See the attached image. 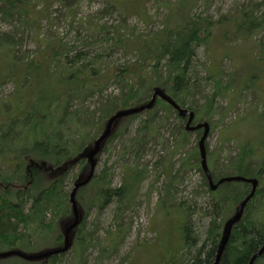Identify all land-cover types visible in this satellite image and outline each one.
Instances as JSON below:
<instances>
[{"label": "trees", "instance_id": "trees-1", "mask_svg": "<svg viewBox=\"0 0 264 264\" xmlns=\"http://www.w3.org/2000/svg\"><path fill=\"white\" fill-rule=\"evenodd\" d=\"M64 1L67 0H0L1 19L10 27L9 30H0V88L8 82L15 86L13 94L7 98L10 107H6L5 102L0 105V243L11 249L30 247L33 244L29 243L28 236L32 239L36 236L41 241L43 235L48 234L44 229H65L70 224L73 218L70 203L72 189L70 192L65 189L66 180L76 166L80 167V172L75 180L80 175H87L89 163L83 150L94 139L85 134L88 128L97 126L94 120L96 112L100 111L103 129L118 110L148 103L155 88L163 89L186 108L184 97H190L197 87L194 64L198 48L204 46L208 56L217 31H221L220 44L231 49L236 39L251 37L264 29V9L261 7L243 6L214 20L205 15L204 11L198 14L188 6L184 14L176 11L174 23L170 25L166 21L159 29L147 35L123 24L115 27L112 33L102 26L104 36L99 40H83L82 43L78 40L77 44L71 46L63 40L53 43L45 41L36 58L20 57L18 53L28 37L25 31L37 30L36 37L41 46L38 37L43 21L47 24L50 8L56 2ZM105 1L112 4L123 17L127 16L125 11L113 3L114 0ZM73 14L68 12L67 15L73 18ZM117 52H121L125 58H132L118 65L109 64L108 58ZM256 55L263 62L264 56L258 52ZM208 67L205 66L209 72L208 78L217 80V71H211ZM220 72L221 69L218 70ZM252 77H249V82ZM32 84L36 91L43 90L47 96L36 98V102L26 112H22L23 104L29 100L27 92ZM110 84H115L119 93L104 94ZM216 84L219 85L218 80ZM149 93L151 97H148ZM216 94L221 95L218 92ZM95 97L100 106L92 109L90 101ZM86 103L88 105L84 106ZM75 104H79L80 109L70 111L69 107ZM157 105L169 111L174 110L171 104L157 97L151 109L118 120L103 145L105 150L114 140L119 132V122L124 124L128 120L137 121L145 115L139 120L140 125L129 141L128 148L132 150L133 158L131 162L124 163L121 183L114 185L111 173L104 168L88 184L78 189L76 198L83 216L78 227L72 231L74 237H79V240H73L72 250L76 253L73 264H85L87 261L84 238H90L92 245L91 235L86 231L87 209L101 212L110 204H115L117 209L114 221H119L118 228L108 231L103 242L96 245L100 248L101 257H108L107 254L113 253L111 247H116L113 245L126 239L130 229V224L125 221L126 210L133 203H138L142 185L151 171L148 164L140 163L139 154L148 151L151 142L159 144L162 138L158 131L159 125L162 126L170 116L158 119L160 117L155 109ZM189 110L195 112V117L198 115L197 109L189 107ZM184 130L185 134L190 133L186 127ZM196 131L203 132V129ZM185 142L186 139L181 140L177 149ZM247 147L246 152L253 154L255 147L251 144ZM261 157L263 159L258 169H252L248 162L241 159L230 164L242 173L226 176L255 177L259 180V187L246 206L243 217L233 227L219 264H249L252 256L264 246V174L257 172L264 169V156ZM173 158L174 153L169 156V166L163 169L167 185L160 200L161 204H165L164 208L175 209L181 217L179 220L183 228L184 244L172 264H214L226 222L224 218L236 211L237 205L250 193L251 184L228 181L213 191L201 166L200 171L207 180L208 195L204 192L196 194L202 196L201 202L196 199L195 202L193 199L178 202L173 188L178 173L186 168L187 163L182 162L180 169L176 170ZM51 166L55 171L61 168L65 170L54 179L43 181L44 184L38 183L42 172H53ZM161 175L158 174L156 181ZM211 175L215 183L222 177ZM88 188L91 191L86 196L80 193ZM150 194L151 191L147 193L146 200ZM196 210L200 214L199 228L191 221ZM51 212L53 215L57 213L58 219L50 223L48 228L45 221H49L48 214ZM206 217H210V220L205 229L201 230L200 223ZM21 227L27 229V237L20 232ZM59 230L54 240L47 243L53 244L50 247L56 248L63 244L64 231L61 233ZM59 257L54 255L50 260ZM167 264H171V261ZM254 264H264V253Z\"/></svg>", "mask_w": 264, "mask_h": 264}, {"label": "rangeland", "instance_id": "rangeland-1", "mask_svg": "<svg viewBox=\"0 0 264 264\" xmlns=\"http://www.w3.org/2000/svg\"><path fill=\"white\" fill-rule=\"evenodd\" d=\"M76 1L79 0L56 2L50 8L48 12L50 19L47 24L46 21H43L40 37H38L40 38L39 41L41 40V46H39L36 37L37 30H26L25 34L28 37L25 38L26 41L18 53L19 56L28 59L36 58L45 41L53 43L63 40L71 46L77 44L78 40H81L80 43L83 40H99L104 36L102 26H105L112 33L115 27L123 24L147 35L159 29L166 21L170 25L174 23L173 16L175 17L176 11L184 14L188 6L194 8L198 14H201L200 11H204L205 15L214 20L221 18L222 14L227 15V13L234 12L243 6H257L264 9V0H194L192 2L187 0H114L113 3L125 11L127 16L123 17L112 4L105 0H82L80 3H76ZM201 4L203 5L201 6ZM73 7L76 8L73 9ZM68 12L74 13L73 18L68 17ZM8 28H10L9 25L3 22L0 16V30H9ZM217 32L208 51V56L211 58L206 55L204 46L197 50L194 64L196 65L194 73L197 76V87L193 94L190 97H184V100L186 108L192 107L198 110V115H196L193 124L211 123L212 131L206 140L207 163L212 174H216L217 178L221 176L223 178L229 174L242 173L235 166L230 165L236 160H245L252 169H258L263 159L261 156H264V60L263 62L260 61L256 55L258 52L259 55L264 56V29L259 30L251 37L236 39L231 49L220 44L222 42L221 31ZM130 58L132 57L127 56L125 58L121 52H117L108 60L109 64L118 65ZM221 59H223L222 62H220ZM205 66H210L208 68L211 71H217L215 75L219 85L216 84L217 80L208 78L209 72ZM219 69H221L220 73H218ZM251 75H253V79L249 82ZM33 86L28 88L29 100L23 104L22 112H26L36 102V98L47 96L43 90L38 92L35 85ZM14 90L15 86L12 82L3 84L0 88V105L5 102L6 107L9 106L7 98L13 94ZM216 92L221 95L218 96L219 94ZM106 93L117 94L119 93L118 87L115 84H110L104 94ZM104 94L102 95L104 96ZM148 97H151L150 93ZM97 100L98 98L95 97L90 101L92 109L100 106ZM87 105L86 103L84 106ZM74 109H80L79 104L69 107L70 111H74ZM155 109L160 117L158 119L167 115L170 116L162 126L159 125L158 131L162 136L159 141L157 140L159 144H154L156 142L153 141L148 151L142 155L139 154L140 163L148 164L151 171L149 178L142 185V194L137 201L138 203H133L126 210L125 221L130 224L128 235L123 242L113 245L116 247H111L113 253L107 254L108 257H101L100 248L96 245L103 242L102 239L107 237L108 231L118 228L119 221L117 223L114 221L117 217V209L115 204H110L101 212H97V209H87L88 206L86 205V231L91 235L92 245L90 238H84L86 242L85 257L88 261L85 260V264H167L170 261L172 264V260L178 255L179 248L184 244L181 217L180 212L175 209L164 208L165 204L163 202L161 204L160 200L165 194L167 185L163 169L169 166V156L173 153L176 170L180 169L182 162L187 163L186 168L181 169L178 173L179 176L173 188L176 201L179 202L183 199L191 201L193 199L195 202L196 199L197 202H201L202 196L198 197L196 194L204 192L208 195L207 180L200 171L202 162L199 141L203 132L188 130L190 133L185 134L186 118L181 119L182 117L176 111H169L162 105H157ZM95 115L94 120L97 122V126L88 128L85 134L91 139H95L104 130L100 124V111L96 112ZM144 117L145 115H142L137 121L128 120L124 124L118 123V134L108 144L107 149L101 151L98 156L96 174L107 168L113 178V184L119 185L121 183L124 163L131 162L133 158V152L128 148L129 141L140 125L139 120ZM89 134L91 135L89 136ZM183 139H186L185 144L177 149L178 143ZM250 144L255 147L253 154L246 152L247 145ZM260 144H262L261 147H259ZM89 145L87 147H90ZM256 146L259 147V150L256 149ZM244 147L245 150H243ZM54 169L53 172L50 170L42 172L37 180L38 183L54 179L59 174ZM79 172L80 167L76 166L69 174L65 185L67 191L70 192L73 188L75 177ZM257 172L264 174V169L262 168ZM158 174L162 175L156 181ZM90 191L88 188L80 193L86 196ZM150 191V198L146 200V195ZM196 211L197 213L191 216V221L199 228L200 214L199 210ZM52 213L48 214L49 221H45L48 228L51 222L58 219L57 213L55 215ZM227 218L228 216L224 219ZM203 219V223H200L201 230L205 229L210 217ZM59 229L61 231L62 228ZM44 230L48 234L43 235L44 238L40 239L41 241L28 236L29 243L33 245L21 249L33 253L51 249L50 245L53 244L47 243L54 240L58 230ZM20 232L27 237L26 228L21 227ZM10 249V246L0 243V253ZM75 255V250H70L50 264H73ZM41 261L44 260H40L39 264L43 263ZM36 262L37 260L22 261L17 255L6 258L0 257V264H33Z\"/></svg>", "mask_w": 264, "mask_h": 264}, {"label": "water", "instance_id": "water-1", "mask_svg": "<svg viewBox=\"0 0 264 264\" xmlns=\"http://www.w3.org/2000/svg\"><path fill=\"white\" fill-rule=\"evenodd\" d=\"M157 97H160L161 99L165 100L169 104L173 106V108L178 112V114L182 117H188L187 120V129L188 130H196L199 128H204L203 135L199 141V148L201 153V159H202V166L203 169L210 181L211 188L213 190L217 189L218 186L224 182L228 181H241L251 184V191L250 193L237 205L235 213L227 219V221L224 224L223 234L221 241L217 248V254L214 261V264H219L223 255V252L225 250V246L230 238V235L232 233V229L235 226V224L240 221V219L243 217L246 206L251 201V199L256 195L258 186H259V180L255 177H246L243 175H235V176H226L218 180L217 183H213L212 175L207 167V150H206V140L210 133V124L207 122L199 123L197 125L191 126L190 123L193 121L195 117V113L193 111H190L189 109L181 106L178 104L169 94H167L163 89L155 88L154 92L152 94L151 100L148 103L142 104L141 106H135L132 108L127 109H120L117 112L113 114L109 118V120L106 123V126L104 128V131L102 134L95 140L92 147H88L84 152L83 155L86 156L89 160L90 164V170L88 171L87 175H80V177L76 180L74 187L71 191L70 195V202L72 206V212H73V218L71 219L70 224L65 229V237H64V244L61 247L52 248L49 250H46L44 252L40 253H33L28 254L21 250H10L4 253H0V257H8L11 255H19L21 257H24L29 260H39L43 258L50 257L55 254H61L65 253L70 250V247L72 245V231L78 227L81 221V210L79 209V205L77 202V192L78 189L81 186H84L88 184L92 178L95 175L96 167H97V155L100 153V151L103 148V145L105 144V141L108 139V137L111 135V133L114 130V127L116 126L118 120H120L123 117L144 111L146 109H151L155 102ZM65 169H59L57 173H62ZM83 213V212H82ZM264 253V246L255 253L249 264H254V261Z\"/></svg>", "mask_w": 264, "mask_h": 264}, {"label": "flooded vegetation", "instance_id": "flooded-vegetation-1", "mask_svg": "<svg viewBox=\"0 0 264 264\" xmlns=\"http://www.w3.org/2000/svg\"><path fill=\"white\" fill-rule=\"evenodd\" d=\"M215 183V182H214ZM52 223V222H51ZM30 237V236H29ZM64 237H65V235L63 234V242H64ZM32 238V237H31ZM34 238H36V236H34ZM78 237H72V240L74 239H77ZM33 242V241H32ZM64 244V243H63ZM62 244H60V245H58V247L59 246H61ZM23 250V249H22ZM24 251V250H23ZM26 253H33L32 251H25ZM66 254V253H65ZM64 253H61V254H58V256H61V255H65ZM52 256H54V255H52ZM52 256H50V257H47V258H44V259H39V260H37V262L36 263H33V264H39V261L40 260H44V261H41V262H43L42 264H50L52 261H53V259H51L50 260V258L52 257ZM19 257V256H18ZM20 259L22 260V261H25V260H29V259H26V258H24V257H20Z\"/></svg>", "mask_w": 264, "mask_h": 264}, {"label": "bare ground", "instance_id": "bare-ground-1", "mask_svg": "<svg viewBox=\"0 0 264 264\" xmlns=\"http://www.w3.org/2000/svg\"><path fill=\"white\" fill-rule=\"evenodd\" d=\"M191 111V110H190ZM194 112V111H193ZM195 113V112H194ZM180 117H182V116H180ZM182 118H186L187 120H188V117H182ZM194 119H195V117H194ZM194 119H193V121L190 123V125L191 126H193V125H197V124H199V123H204V122H199V123H197V124H193V122H194ZM208 123V122H207ZM186 129H187V122H186ZM199 129H202V128H199ZM199 129H196V130H199ZM188 130V129H187ZM196 130H191V131H196ZM208 138V137H207ZM201 154V153H200ZM207 167H208V163H207ZM202 168H203V166H202ZM208 169H209V171H210V173H211V170H210V168L208 167ZM204 170V169H203ZM205 172V171H204ZM212 174V173H211ZM260 257V256H259Z\"/></svg>", "mask_w": 264, "mask_h": 264}]
</instances>
